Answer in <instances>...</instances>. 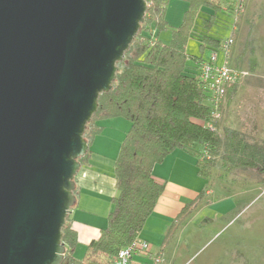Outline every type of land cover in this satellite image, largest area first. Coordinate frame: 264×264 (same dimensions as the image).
I'll return each mask as SVG.
<instances>
[{
	"label": "water",
	"instance_id": "obj_1",
	"mask_svg": "<svg viewBox=\"0 0 264 264\" xmlns=\"http://www.w3.org/2000/svg\"><path fill=\"white\" fill-rule=\"evenodd\" d=\"M147 0H0V264H61L83 135Z\"/></svg>",
	"mask_w": 264,
	"mask_h": 264
},
{
	"label": "trees",
	"instance_id": "obj_2",
	"mask_svg": "<svg viewBox=\"0 0 264 264\" xmlns=\"http://www.w3.org/2000/svg\"><path fill=\"white\" fill-rule=\"evenodd\" d=\"M182 1L187 7L175 28H170L165 19L167 0L146 1L144 20L123 60L117 63L111 89L98 97L97 109L83 135L88 150L78 162L80 166L88 162L90 145L103 130L102 121L127 120L129 128L113 163L116 194L111 198L106 226L85 246L81 258L74 255L78 237L66 218L61 229L65 246L61 264H115L118 251L138 239L164 189V184L153 176L154 166L174 150L193 152L201 178L210 177L219 164L224 173L255 171L264 182V141H249L243 132L231 127L225 126L219 132L220 119L213 118L214 106L200 85L199 67L206 60L202 53L207 48L216 50L221 39L202 35L200 56L186 53L198 15L209 11L208 18L203 19V26L209 29L217 13L233 12L234 0ZM168 29L169 41L161 40L160 34ZM189 58L197 69L193 76L185 69ZM234 92L235 88L228 90V98ZM206 190L201 189L186 205L181 217L190 213L188 209L205 196ZM177 227L178 220L170 224L164 243Z\"/></svg>",
	"mask_w": 264,
	"mask_h": 264
},
{
	"label": "rangeland",
	"instance_id": "obj_3",
	"mask_svg": "<svg viewBox=\"0 0 264 264\" xmlns=\"http://www.w3.org/2000/svg\"><path fill=\"white\" fill-rule=\"evenodd\" d=\"M186 7L182 0H167L165 19L170 28L181 23ZM208 16V10L198 15L186 45L187 55L200 56L202 35L221 40L230 35L233 45L229 59L233 66L248 71V76L228 88H235L231 97L227 90L220 100L219 132L226 126L243 132L249 141H264V0H245V10L235 24L232 13L220 12L205 29L203 19ZM169 38L170 29L160 34L163 41ZM211 51L205 49L202 58H209ZM185 69L190 76L197 73L193 59H187ZM116 120L128 124L123 118L102 121L100 125L108 129L103 133L106 138L120 134L121 127L108 128ZM192 153L190 166L196 168ZM111 165L105 161L104 170ZM260 179L255 171L224 173L219 164L207 178L190 173V183L195 180L197 190L207 189L209 194L197 202L193 213L190 210L189 215L178 219L177 233L166 243L161 264H264V182ZM82 256L83 249L78 248L75 257Z\"/></svg>",
	"mask_w": 264,
	"mask_h": 264
},
{
	"label": "crops",
	"instance_id": "obj_4",
	"mask_svg": "<svg viewBox=\"0 0 264 264\" xmlns=\"http://www.w3.org/2000/svg\"><path fill=\"white\" fill-rule=\"evenodd\" d=\"M116 121L108 128L115 130L121 127L120 134L117 137L110 135L106 138L103 133L108 129L102 126V132L94 137L90 145L91 153L88 162L80 166L74 178L76 201L67 216L71 228L78 237L74 255L78 248L80 250L82 248L84 252L85 246L98 237L100 230L106 226L107 215L112 209L111 198L116 194L113 163L129 128V123ZM191 156L195 157L193 153ZM105 161L109 164L110 161L112 162L111 168L107 167V170H104ZM190 163V151L178 149L168 154L160 164L153 168L154 178L164 184V189L152 213L146 219L138 239L148 243L153 253H160L163 257L168 247V243H164L163 240L170 224L181 218L182 210L200 192L194 185L197 183L195 180L190 183V173L198 175L197 166L196 168L191 167ZM199 179L197 178V181ZM208 194L209 191L206 190L205 196ZM198 204H194L188 210L193 213ZM173 242L174 240L169 243ZM144 261L146 258L143 255L134 254L132 257V264H142Z\"/></svg>",
	"mask_w": 264,
	"mask_h": 264
},
{
	"label": "built area",
	"instance_id": "obj_5",
	"mask_svg": "<svg viewBox=\"0 0 264 264\" xmlns=\"http://www.w3.org/2000/svg\"><path fill=\"white\" fill-rule=\"evenodd\" d=\"M245 10V0H234L233 24L237 17ZM234 29V26H232ZM231 29V30H232ZM233 45V37L227 36L221 40L219 47L212 50L209 58L203 61L199 67V80L203 90L208 95L209 101L214 106L213 118L220 119V100L224 98L229 87L238 84L248 76V71L233 66L230 56V48ZM210 126V125H209ZM134 254L143 255L146 258L142 264H161L160 253H153L148 243L136 239L131 244L118 251L115 264H132Z\"/></svg>",
	"mask_w": 264,
	"mask_h": 264
}]
</instances>
